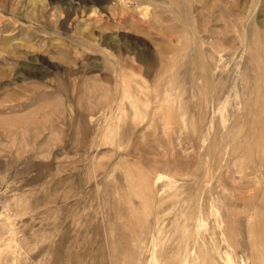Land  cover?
I'll return each mask as SVG.
<instances>
[{"label": "rangeland", "instance_id": "374dc122", "mask_svg": "<svg viewBox=\"0 0 264 264\" xmlns=\"http://www.w3.org/2000/svg\"><path fill=\"white\" fill-rule=\"evenodd\" d=\"M264 0H0V264H264Z\"/></svg>", "mask_w": 264, "mask_h": 264}, {"label": "bare ground", "instance_id": "6f19581e", "mask_svg": "<svg viewBox=\"0 0 264 264\" xmlns=\"http://www.w3.org/2000/svg\"><path fill=\"white\" fill-rule=\"evenodd\" d=\"M263 82H264V78H263ZM255 107H256L258 110H263V109H264V92L261 94V97H260L259 103H256V104H255Z\"/></svg>", "mask_w": 264, "mask_h": 264}]
</instances>
